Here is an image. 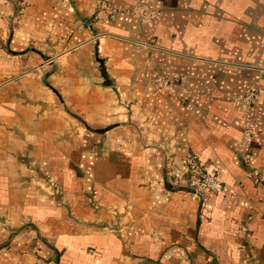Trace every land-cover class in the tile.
<instances>
[{"label": "crops", "instance_id": "obj_1", "mask_svg": "<svg viewBox=\"0 0 264 264\" xmlns=\"http://www.w3.org/2000/svg\"><path fill=\"white\" fill-rule=\"evenodd\" d=\"M101 1L0 0V264H264V0Z\"/></svg>", "mask_w": 264, "mask_h": 264}, {"label": "built area", "instance_id": "obj_2", "mask_svg": "<svg viewBox=\"0 0 264 264\" xmlns=\"http://www.w3.org/2000/svg\"><path fill=\"white\" fill-rule=\"evenodd\" d=\"M153 0H140L136 6L130 11H120L109 8L106 0H102L97 8L98 13H103L108 20H115L118 16L132 15L136 18L149 20L152 18L160 17L161 12L151 7ZM169 83L164 78H157L156 84L159 87H166ZM258 99V94L253 91H246L240 99L241 109L246 111L252 104ZM242 140L241 149L243 150V161L248 162L250 153L247 151V147L251 140V128L248 122H243L241 125ZM186 175L184 187L187 193L192 197L203 196L204 193H210L213 195H225L227 194V185L220 182L216 177L205 170L200 160L195 154H188L185 158ZM254 174V184L264 185V176Z\"/></svg>", "mask_w": 264, "mask_h": 264}]
</instances>
